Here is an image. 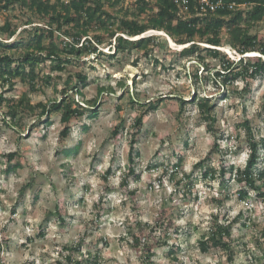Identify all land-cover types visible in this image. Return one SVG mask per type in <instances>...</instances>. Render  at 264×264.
<instances>
[{
    "label": "rangeland",
    "instance_id": "rangeland-1",
    "mask_svg": "<svg viewBox=\"0 0 264 264\" xmlns=\"http://www.w3.org/2000/svg\"><path fill=\"white\" fill-rule=\"evenodd\" d=\"M7 14L16 15L15 22L28 18L20 8L11 9L0 15V25ZM258 28L264 32V23ZM16 37H3L1 42L19 57L24 48L12 46ZM115 44L114 40L112 45H100L99 50L107 55L71 57L65 71L53 70L50 60L42 63L43 72L62 77L58 84L53 81L34 92L17 79L14 85L0 87V93L8 97L27 92L32 104L52 102L61 97L60 89L69 77L81 71L88 76L87 83L71 93L85 107L82 101L91 103L100 89L110 88L99 96L98 115L90 117L86 111L74 118L68 137L60 134L59 112H52L48 120L28 113L19 125L12 126L1 110L0 264H57L62 254L71 252L64 247L80 242L81 249L72 253L83 264H145L147 249L153 252L155 264H264V201L252 188L241 199L238 190L243 183L236 176L250 154L243 123L249 121L256 139L264 138V76L251 81L249 90L239 79L231 86L237 89L233 93L213 80H197V60L177 57L180 45L168 42V47L163 45L147 56L138 49L115 52ZM221 50L232 59L242 57L229 44ZM213 63L208 70L201 66L198 75H212L220 68L219 59ZM124 81L126 86L121 87ZM133 92L147 102L161 95L187 100L198 93L208 96L216 102L214 130L209 129L212 121L203 119L194 103L180 111L178 101L163 100L145 114L141 130L133 136L135 119L142 112L129 101ZM84 124L90 126L86 132ZM118 125L120 132L115 134ZM79 140L82 144L76 154L60 152L63 147L74 150ZM132 145L134 163L129 159ZM10 153L17 155L10 159ZM260 154L264 156L263 148ZM180 158L182 164L176 168ZM67 161L70 166L64 168ZM224 161L236 169L222 177L219 169ZM156 163L160 164L157 168ZM130 164L139 180L130 176L124 185ZM210 169L216 170L215 178H204ZM259 169H264V159L256 166ZM181 180L185 192H191L187 198L178 192ZM257 185L264 191V181ZM241 212L244 216L236 221ZM216 216L221 223L225 219L232 222L233 261L227 249L211 247L204 252L200 247L199 240L211 231ZM160 218L163 225L155 226ZM138 223H150L155 229L141 230Z\"/></svg>",
    "mask_w": 264,
    "mask_h": 264
},
{
    "label": "trees",
    "instance_id": "trees-1",
    "mask_svg": "<svg viewBox=\"0 0 264 264\" xmlns=\"http://www.w3.org/2000/svg\"><path fill=\"white\" fill-rule=\"evenodd\" d=\"M224 2L225 5L222 8L214 12L208 11L200 16L197 0H190L188 11H181L180 5L175 0H0V15L11 9L20 8L28 17L25 21L18 19L19 21L15 22L16 15L7 14L5 22L0 25V87L14 85L17 79L28 83L30 91L34 92L43 86L51 85L53 81L58 84V80L62 77L43 72L40 69L42 63L50 60L53 70L65 71L71 57L79 58L85 53L107 55L105 51L99 50V47L102 44L112 45L114 40L115 52H131L138 49L148 56L153 55V52L163 45L168 47V42L172 39L176 45L182 46L177 51V57L196 58L197 61L194 64L198 66L194 75L197 80L199 78L205 82L213 80L217 86H227L229 91L234 93L237 89H231V86H235V82L241 79L245 82V90H249L251 81L264 76V32L258 28L261 23H264V0H224ZM230 2L245 4V7L230 8L228 5ZM21 25L24 26L22 29H20ZM149 30L165 34L162 36L154 33L141 36ZM16 34L17 37L12 46L24 48L23 54L19 57L5 50L1 42L3 37L11 39ZM226 44L242 56L239 61L217 48ZM251 52H259L260 56L246 55ZM114 54L112 53L109 57H114ZM216 59L220 61V68L212 75H198L201 66L207 70L211 69L215 66L213 60ZM155 61L159 63L158 59ZM74 76H70L60 89L61 97L52 102L32 104L27 92L22 93L20 97H8L4 91L1 92L0 112L2 110L5 114V122L12 126L19 125L28 113L38 118L46 116L45 120H48L52 112H59L63 123L60 134L63 137L70 136L73 132L71 122L74 118L83 116L86 111L90 113V117H96L99 113L96 109L99 96L105 91L110 92V88L100 89L93 102L82 101L84 104L87 103L86 107L82 106L76 94L71 91L75 87L86 85L88 76L81 71L76 72ZM124 86H126L125 81L121 83V87ZM227 97L228 95H225V98ZM163 100L178 101L180 111H184L186 104L194 103L203 119L212 121L209 129L214 130L212 124L217 118L213 113L216 102L211 101L208 96L198 93L191 100H187L180 96L161 95L147 102L139 98V93L133 92L129 101L132 106L142 110L135 119L133 126L136 130L133 136L141 130L145 114L156 109ZM118 108H121V105ZM6 117H10L11 121L8 122ZM243 125L248 130L247 141L250 154L245 167L236 170L238 181L243 183L242 188L238 190L239 196L241 199H246L249 196V188H252L264 201V191H261L257 185L259 181H264V169L256 170V166L264 159V156L260 154V150L264 149V138L256 139L249 121ZM120 126L118 125L114 130L115 134H119ZM89 127L84 124L83 130L86 132ZM134 141L135 139H132V143ZM81 144L82 140H79L74 150L63 147L60 152L67 156L76 154ZM16 155L17 153L8 154L10 159L15 158ZM210 158L211 154H208L207 159ZM129 159L131 163L135 162L133 145ZM181 164L182 158L174 166L177 168ZM199 164L204 166L202 161ZM69 166V161L63 163L64 168ZM154 166L157 168L160 164L156 163ZM235 169L234 166L228 167L224 161L219 174L224 177L227 172H234ZM215 172L214 169L207 170L204 178H215ZM130 176H135L139 180V175L132 164L125 173L124 185L129 182ZM177 184L181 187L178 192H184L183 196L187 198L186 195L191 192H185L187 190L182 185L183 180ZM187 186L190 190L193 184ZM242 216L244 213H239L235 218L236 221ZM220 220L219 216L215 217L211 231L199 240L200 247L204 252L211 247L227 249L229 260L233 261L235 251L229 241L233 236L232 222L225 219L221 223ZM156 225H163L161 218ZM138 226L141 230L155 229V226L150 223H138ZM165 229L169 230L167 227ZM262 235L264 237V230ZM134 238L138 244L141 242L139 236L136 235ZM167 240L163 241V244H167ZM81 246L82 242L64 247L71 252L62 254L63 257L57 261V264H83V259L74 257L72 253L74 250L81 249ZM1 247L0 245V249ZM143 257H145L143 259L145 264H155L151 249H147ZM88 262H90L89 259ZM95 262L98 263V260L95 259Z\"/></svg>",
    "mask_w": 264,
    "mask_h": 264
},
{
    "label": "built area",
    "instance_id": "built-area-1",
    "mask_svg": "<svg viewBox=\"0 0 264 264\" xmlns=\"http://www.w3.org/2000/svg\"><path fill=\"white\" fill-rule=\"evenodd\" d=\"M175 1L178 5H180L181 11H188L189 10L190 0H175ZM197 4H198V9H199L198 11L200 13L199 15L203 16L208 11L214 12V11L222 8V6L225 5V2H224V0H197ZM228 5L230 6V8H233L235 6H238L239 8L245 7V4H237L236 2H230ZM149 31L153 32V34L155 32L163 33V32H159L156 30H149ZM163 34H165V33H163ZM217 48L221 49V47H217Z\"/></svg>",
    "mask_w": 264,
    "mask_h": 264
},
{
    "label": "clouds",
    "instance_id": "clouds-1",
    "mask_svg": "<svg viewBox=\"0 0 264 264\" xmlns=\"http://www.w3.org/2000/svg\"><path fill=\"white\" fill-rule=\"evenodd\" d=\"M220 49V48H219ZM253 53H255V52H251V53H246V55L247 56H251V57H256V56H260V55H253ZM228 54H230V53H228Z\"/></svg>",
    "mask_w": 264,
    "mask_h": 264
},
{
    "label": "bare ground",
    "instance_id": "bare-ground-1",
    "mask_svg": "<svg viewBox=\"0 0 264 264\" xmlns=\"http://www.w3.org/2000/svg\"><path fill=\"white\" fill-rule=\"evenodd\" d=\"M171 42L173 43V44H175V42L171 39ZM253 55L255 56L256 55V52L255 53H253Z\"/></svg>",
    "mask_w": 264,
    "mask_h": 264
}]
</instances>
